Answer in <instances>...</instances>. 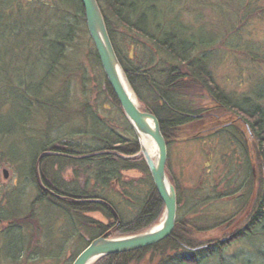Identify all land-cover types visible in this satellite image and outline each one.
<instances>
[{
	"label": "trees",
	"instance_id": "obj_1",
	"mask_svg": "<svg viewBox=\"0 0 264 264\" xmlns=\"http://www.w3.org/2000/svg\"><path fill=\"white\" fill-rule=\"evenodd\" d=\"M97 1L141 109L158 118L168 149L179 133L214 115L213 109H205L206 96H209L219 114L224 116L218 122L210 119L205 128L208 136L199 140L222 137L232 144H243L244 150H248L247 144L249 146L253 135L255 162L260 175L247 159V178L240 188L241 191L248 189L250 198L257 194V201L254 207L250 199L242 204L240 210L248 208L242 214L245 224L234 233H227L221 239L199 240V236L219 229L227 221L204 214L197 219L179 216L187 205L176 187L178 217L170 237L148 248L106 256L95 264L150 263V256L152 259L159 257L154 264H232L227 259L228 250L236 244L252 243L255 237L261 236L264 228V91L252 88L254 99L247 97L242 98L243 102H236L232 93L219 85L215 68L221 66V55L226 50L233 53L240 50L245 58L264 65L262 46L259 47L261 55L253 47L251 29H247L254 21L264 23V0ZM230 5L234 6L233 20H236L226 34H221L220 29H205L206 25L198 24L199 16L202 17L206 9L221 18L215 10ZM31 12L35 18L28 15ZM43 12L48 21L41 17ZM185 14H195L197 23L185 20ZM215 23H211L213 28ZM82 26L87 28L81 0H0V74L3 75L0 88L13 91L11 95L19 94L23 110L18 119L9 116L7 119L4 105L0 106V168L16 164V178L22 180L13 188L0 185V264H16L20 258L33 259L35 256L41 258L40 261L57 263L63 258L68 244L64 238L77 239V248H81L76 251L78 253H73L70 260L73 264L95 239L105 235L112 238L143 233L163 216L165 204L152 182L143 155H140L137 135L106 79L95 46L89 58L93 55L102 70L100 93L108 96L112 106L118 109L122 124L115 120L105 123L87 105L84 117L88 125L89 110L90 130L84 124L85 129L79 131L83 134L82 141L74 129L60 131L68 123L59 122L58 117L69 92L59 91L57 96L62 104L58 105L52 98H42L44 78L37 83L19 82L15 86V74L14 79H10L1 66L9 59L10 48L14 59L37 62L34 64L42 67L45 81L56 79L77 32L88 33V29H81ZM116 26L122 27V31ZM36 27L40 29L36 30ZM35 102L51 115L46 122L49 127L44 128L43 133L38 131V137L28 135L29 130H26L32 121ZM94 115L100 118L94 120ZM228 116L236 119L224 123ZM20 136L29 141L26 158L7 153L15 142L13 140ZM9 139L11 143L7 142ZM45 153L48 154L41 158ZM70 171L72 180L67 178ZM130 171L146 175L145 179L128 180L126 173ZM166 172L169 175V160ZM226 183V188L231 189V180ZM28 185L35 189V197L27 212L22 213L18 205L26 197ZM226 192L217 194L216 199L222 200L230 191ZM206 202H199L200 206ZM51 213L64 217L66 222L60 226L61 219H55ZM62 226L69 231L59 237L64 239L63 244L57 245L55 237ZM43 229L46 232L43 233ZM52 244L55 247L50 251L48 248L51 249ZM261 250L257 257L264 261V250ZM242 262L248 264L250 259L244 257Z\"/></svg>",
	"mask_w": 264,
	"mask_h": 264
},
{
	"label": "rangeland",
	"instance_id": "obj_2",
	"mask_svg": "<svg viewBox=\"0 0 264 264\" xmlns=\"http://www.w3.org/2000/svg\"><path fill=\"white\" fill-rule=\"evenodd\" d=\"M233 8L234 6L230 5V7L225 6L224 8L216 9L215 12L218 13L221 18L216 14H211L208 9H206L203 12V16H199L200 23L198 21V24L206 25V28L204 26L205 29H220L221 34H226L229 29H231L230 27L233 21L236 20H233ZM191 10L194 9L191 8ZM28 15L35 18L33 12L28 13ZM38 16L40 15L38 14ZM41 17L45 19V21H48L44 12L41 14ZM195 17V14L194 16L193 14H185L184 19L192 20L197 23V21L194 20ZM212 22H216L214 28L211 26ZM38 29L40 28L36 27V30ZM81 29L87 28L82 26ZM116 29L122 31V27L120 26H116ZM247 29H251L249 33H252L253 36L251 37L252 42L254 43L253 47L256 52L258 51L262 55V52L259 51V47L262 46V51H264V23L262 21H254L251 26L247 27ZM124 47L129 48L128 45H125ZM93 48L94 43L91 40L90 35L86 31H78L75 41H73V44L68 48L66 60L63 61L61 67L56 73L58 77L47 81H45V77L42 74V67L40 68L38 64H34L37 62L14 59L10 48H8L9 59L5 60L6 62L3 64L4 66L1 65L6 69L7 75L10 79H14L13 73L15 74V86L18 85L19 82L20 84H27L30 81H35L34 83H37L44 78L43 85L45 84V89L42 98L46 100L48 97L52 98L58 102V105L60 103L62 104V100L57 96L59 91H63L64 93L69 92L67 98H64L63 100L65 104L63 103L61 106L63 112L60 113L58 117V119H60L58 120L59 122L64 121L66 123V121H68V123L64 128L60 129V131L62 132L63 129L67 131L69 128L70 130L74 129V132H76V134L78 133V138L81 141L83 140V134H80L79 131L85 129L84 124L87 125V118L84 117L87 105L94 109L105 123L115 120L118 124H122L121 116L117 111L118 109L112 106L108 96L100 93L101 89H103V79L101 76L102 70L92 57L93 55H90L89 58V54L93 52ZM218 60L220 61V59ZM218 66L215 68L216 79L222 89L228 93H232L236 102L242 101V98L247 97L254 99L252 88L257 90L263 89L264 91V65L260 64V62L251 60V58H245V56L240 53V50L237 53L226 50L224 54L221 55V66ZM2 76L3 75L0 74V81ZM27 87H29V84ZM10 92L13 91L6 92L4 89L0 88V106L4 105V112L7 115L5 117L7 119L8 116L18 119V114H22L23 112L20 108L21 100L19 99V94L14 92L15 94L11 95ZM17 92H20V90L18 89ZM42 98H40L41 101L44 100ZM206 99L207 102L205 109L214 110V115H212L210 119L218 122L219 118L224 115H222V113L219 114L218 109L215 108L209 96H206ZM7 101H9V103ZM88 113L89 123L87 129L90 130L89 110ZM55 115L58 116V112H56ZM50 116L51 115L46 114L43 109H40L39 105L35 102L32 121L27 125L26 129L29 130L28 135L31 136L34 134L35 137H38V131L39 133L41 131L43 133L44 128L47 129L49 127L46 122ZM63 116L66 117L63 118ZM80 116L82 121L79 118ZM95 117L100 118L94 115V120ZM208 118L209 117H206L203 121L195 123L186 131L179 133L180 135L178 134L176 136L177 138L174 139L169 150V175H167L170 183L174 185L175 188H179L182 199L187 205L181 210L179 216H186L187 219H195L196 217L197 219V217L204 214L212 219L220 218L223 219L222 222L227 221L226 224L219 229L199 236V240L201 241L203 239H221L227 235V233H234L240 227L244 226L245 222L242 214L247 211L248 208L247 210H245L246 207L242 210L240 209L242 204L244 205L246 201H249V199L251 201L248 189L245 188L241 191L240 188V185L243 184L244 180L247 178L245 172V161L247 159L251 161L252 166L254 165V167H256L255 173L257 172L256 174L260 175V171L257 168L258 164L255 162V143H252L251 139L249 140V146L247 144L248 150H244L243 144H241V146L238 144H232L222 137H211L209 139L206 138V140H199V138H205L208 136V130L205 131V128H208V123H210V119ZM235 119L236 118L233 116H228V118L224 120V123L231 122L232 120L234 121ZM13 141L15 142L11 144L9 147L11 150H7V153L9 152L10 155L14 156L18 155L19 158H23L24 156L26 158V147L28 146L29 141H25L24 136H20ZM7 142L11 143V139ZM6 147L7 145L5 148ZM5 148L2 147V151L5 152ZM140 155H142V150ZM16 169L17 165L13 163L2 166L0 168V185L13 188L14 185L18 186L22 183V180L16 178ZM145 176L146 175L138 171H130L126 173V178L132 181L137 179L144 180ZM67 178L69 180L73 179L71 171L67 175ZM229 180H231V189L226 188V182ZM228 191H230L229 194ZM35 192V189L28 185L27 195L23 199L21 205H18L19 210L21 209L22 213L27 212L29 203H31L35 197ZM225 192L228 195L224 196L222 200L216 199L217 194H225ZM254 197H256V194L252 197V206L255 203V200L253 199ZM204 201H207L205 205L203 204L200 206L201 204L199 202L204 203ZM51 215L54 216L55 219H61L59 220V225L66 222V219L62 216L57 217L55 213H51ZM44 228H46V226H44ZM34 230L36 231V229ZM66 231L69 230H66L62 226L55 237V244H63L64 239H66L68 244L64 249V255L61 261L56 259L58 262H55L54 264H60V262L61 264H70L71 257L74 256L73 253L81 250V248H77V239L64 238L60 240L59 237L66 233ZM42 232L44 233L46 230L43 229ZM57 240L58 242L56 243ZM55 244H52L53 246H50L51 249L48 248V250L51 251L52 248L54 249ZM34 245L35 244L31 246V249H33ZM263 245L264 228L261 229V236H258V238L255 237V239L252 240V243L236 244L231 247L227 252V259L232 262V264H244L242 259L248 257L250 259V263L248 262V264H264V261L257 257L258 251L261 249V251L264 250ZM263 253L264 252H262V254ZM158 258L159 257L157 256L155 259H152L150 256V263L147 261L144 263L143 261L141 264H154L153 262ZM40 259L41 258H38L37 256L33 259L27 257L20 258L16 261V264H52L51 261H40ZM5 264H7V262Z\"/></svg>",
	"mask_w": 264,
	"mask_h": 264
},
{
	"label": "water",
	"instance_id": "obj_3",
	"mask_svg": "<svg viewBox=\"0 0 264 264\" xmlns=\"http://www.w3.org/2000/svg\"><path fill=\"white\" fill-rule=\"evenodd\" d=\"M81 3L85 9L88 32L97 50L106 78L116 94L126 118L136 132L156 190L165 204L163 220L159 229L122 238L110 239L105 235L94 240L73 263L94 264L106 256L148 248L170 237L176 226L178 202L175 186L170 183L166 174L168 147L161 131L160 122L155 115L142 111L117 56L98 1L81 0ZM129 88L136 97V103L130 99ZM145 135L150 136L157 145L156 161L142 147L141 138ZM47 154H43L41 158Z\"/></svg>",
	"mask_w": 264,
	"mask_h": 264
},
{
	"label": "bare ground",
	"instance_id": "obj_4",
	"mask_svg": "<svg viewBox=\"0 0 264 264\" xmlns=\"http://www.w3.org/2000/svg\"><path fill=\"white\" fill-rule=\"evenodd\" d=\"M128 92L130 93V99L133 101V102H137L136 101V97L133 95V93H132V91H131V89L129 88L128 89ZM141 143H142V147H143V149L154 159V161H156L157 160V155H158V149H157V145H156V143H155V141L150 137V136H148V135H145V136H142V138H141ZM151 179H152V182L154 183V181H153V178H152V176H151ZM155 185V184H154ZM177 200H178V196H177ZM162 220H163V217L159 220V222L155 225V226H153V227H151L149 230H147V231H145V232H148V231H155V230H157V229H159L160 227H161V224H162ZM144 233V232H143ZM103 237V236H102ZM106 237L107 238H109L107 235H106ZM122 237H127V236H122ZM122 237H117V238H122ZM98 239V238H97ZM111 239V238H110ZM96 240V239H95ZM93 242V241H92ZM91 242V243H92ZM90 243V244H91ZM89 244V245H90ZM88 245V246H89ZM87 246V247H88ZM86 247V248H87ZM85 248V249H86ZM84 249V250H85ZM83 250V251H84ZM82 251V252H83ZM81 252V253H82ZM80 253V254H81ZM129 253V252H128ZM124 254V253H123ZM99 261V260H98ZM96 263V262H95ZM94 263V264H95Z\"/></svg>",
	"mask_w": 264,
	"mask_h": 264
},
{
	"label": "flooded vegetation",
	"instance_id": "obj_5",
	"mask_svg": "<svg viewBox=\"0 0 264 264\" xmlns=\"http://www.w3.org/2000/svg\"><path fill=\"white\" fill-rule=\"evenodd\" d=\"M254 138V137H253ZM253 143V142H252Z\"/></svg>",
	"mask_w": 264,
	"mask_h": 264
}]
</instances>
